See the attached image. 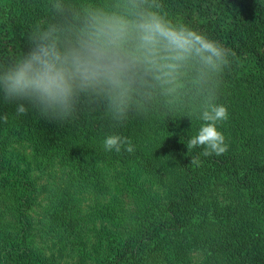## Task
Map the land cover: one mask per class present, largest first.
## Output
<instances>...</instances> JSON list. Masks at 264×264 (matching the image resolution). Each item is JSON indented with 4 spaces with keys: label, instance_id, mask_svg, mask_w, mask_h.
Instances as JSON below:
<instances>
[{
    "label": "trees",
    "instance_id": "1",
    "mask_svg": "<svg viewBox=\"0 0 264 264\" xmlns=\"http://www.w3.org/2000/svg\"><path fill=\"white\" fill-rule=\"evenodd\" d=\"M115 10L129 21L155 12L202 33L229 50V63L217 79L195 60L167 75L138 63L125 86L122 124L105 94L80 93L66 122L25 102L23 131L55 177L48 188L54 214L43 237L72 251L91 241L82 194L108 193L112 160L175 187L167 200L148 199L139 234L115 239L100 264H162L174 250L175 264L190 249L203 250L210 264H264V0H0V71L26 57L36 35L51 29L61 47L70 46L93 14L121 17ZM213 90V102L228 110L217 124L228 151L205 157L202 147L189 151L187 144L204 123L199 107ZM109 135L128 138L134 152L105 150ZM193 157L199 165L190 164ZM32 193L31 181L13 172L0 150V264H46L28 241ZM104 206L95 209L102 220L116 218Z\"/></svg>",
    "mask_w": 264,
    "mask_h": 264
},
{
    "label": "clouds",
    "instance_id": "2",
    "mask_svg": "<svg viewBox=\"0 0 264 264\" xmlns=\"http://www.w3.org/2000/svg\"><path fill=\"white\" fill-rule=\"evenodd\" d=\"M59 8V5H56ZM54 30L36 35L26 57L0 71V92L9 102H19L17 115L27 114V102L44 117L66 122L73 119L75 101L80 93L105 94L114 108V119H126L125 86L131 73L142 62L158 66L170 74L181 63L195 60L215 75L229 63V50L217 41L186 26H176L155 12H145L137 20L93 14L87 28L70 46L61 47ZM135 35V44L130 38ZM213 90L199 107L204 123L187 148L200 146L202 155L220 156L228 151L218 122L228 119V110L213 102ZM6 122L7 115L0 116ZM105 150L119 153L122 147L133 153L131 141L109 135ZM190 164L199 165L197 157Z\"/></svg>",
    "mask_w": 264,
    "mask_h": 264
},
{
    "label": "rangeland",
    "instance_id": "3",
    "mask_svg": "<svg viewBox=\"0 0 264 264\" xmlns=\"http://www.w3.org/2000/svg\"><path fill=\"white\" fill-rule=\"evenodd\" d=\"M115 11L121 17L128 18L125 13ZM18 103L6 101L0 92V116L7 115L6 122L0 120V150H3L6 163L12 171L22 173L33 184L30 207L26 211L30 221L28 241L31 250L37 257L45 260L46 264H100L102 259L109 256L115 239L135 238L139 234L148 199L167 200L175 186L164 187L147 177L135 165L128 167L109 160L106 174L111 189L108 193L101 195L87 188L82 194L80 215L85 221L92 220L89 226L91 241L75 251L64 241H46L43 237L46 231L44 223L53 217L55 208L48 188L55 177L46 156L36 150L29 135L23 131V125L26 124L24 116L27 114H16ZM223 188L227 189L226 186ZM103 204V208L112 210L116 218L102 220L95 209ZM175 254L174 250L171 260L176 259ZM171 260H165L162 264H172L169 263ZM177 262L210 264L204 251L200 249H190L188 259L178 258Z\"/></svg>",
    "mask_w": 264,
    "mask_h": 264
}]
</instances>
